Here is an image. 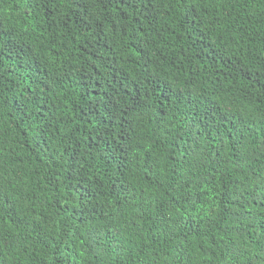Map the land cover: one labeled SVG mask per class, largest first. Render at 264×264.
<instances>
[{
    "label": "trees",
    "instance_id": "1",
    "mask_svg": "<svg viewBox=\"0 0 264 264\" xmlns=\"http://www.w3.org/2000/svg\"><path fill=\"white\" fill-rule=\"evenodd\" d=\"M0 264H264V0H0Z\"/></svg>",
    "mask_w": 264,
    "mask_h": 264
}]
</instances>
